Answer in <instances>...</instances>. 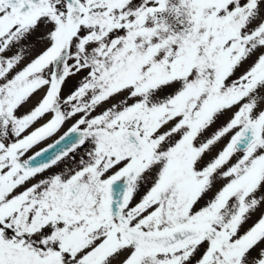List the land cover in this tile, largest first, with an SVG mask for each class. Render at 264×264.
Here are the masks:
<instances>
[{
	"label": "snow or ice",
	"instance_id": "1",
	"mask_svg": "<svg viewBox=\"0 0 264 264\" xmlns=\"http://www.w3.org/2000/svg\"><path fill=\"white\" fill-rule=\"evenodd\" d=\"M0 264H264V0H0Z\"/></svg>",
	"mask_w": 264,
	"mask_h": 264
},
{
	"label": "rangeland",
	"instance_id": "2",
	"mask_svg": "<svg viewBox=\"0 0 264 264\" xmlns=\"http://www.w3.org/2000/svg\"><path fill=\"white\" fill-rule=\"evenodd\" d=\"M67 126H65V128H66ZM65 129H62L61 130V133L64 131ZM61 133H58L57 135H59V134H61ZM55 138V137H54ZM53 138V139H54ZM49 142H51V141H46V142H44V144H41V145H39L37 148H35V149H33L34 151L36 150V149H39V148H41V147H43L46 143H49Z\"/></svg>",
	"mask_w": 264,
	"mask_h": 264
},
{
	"label": "flooded vegetation",
	"instance_id": "3",
	"mask_svg": "<svg viewBox=\"0 0 264 264\" xmlns=\"http://www.w3.org/2000/svg\"><path fill=\"white\" fill-rule=\"evenodd\" d=\"M37 150H39V149H36L35 151H37ZM33 151H34V150H33ZM53 171H55V169H54Z\"/></svg>",
	"mask_w": 264,
	"mask_h": 264
}]
</instances>
